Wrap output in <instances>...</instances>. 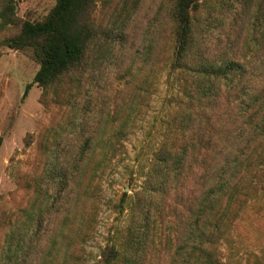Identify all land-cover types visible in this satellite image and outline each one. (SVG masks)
Wrapping results in <instances>:
<instances>
[{
	"label": "trees",
	"instance_id": "obj_1",
	"mask_svg": "<svg viewBox=\"0 0 264 264\" xmlns=\"http://www.w3.org/2000/svg\"><path fill=\"white\" fill-rule=\"evenodd\" d=\"M123 1L130 15L129 9L140 0ZM97 2L56 0L42 20L20 21L14 0H1L0 29L19 27L17 34L3 43L12 49L32 48L40 64L33 83L48 89L67 76L79 81L76 75L86 67H98L108 60L111 46L107 41L114 37V30H99L91 20ZM170 16L174 23L173 49L163 67L157 64V47L150 40V100L166 66L169 73L178 75L179 94L163 120L141 189L133 196L123 193L121 204L127 199L133 203L125 236H110L94 264H145L159 220L167 209L183 205L180 199H184L189 215L182 245L174 252L183 258L178 264L219 263V245L235 216L233 204L240 197L241 182L252 160L247 146L252 141H264V113L259 124L252 126L250 137L244 143L238 139L236 146L215 124L220 107L228 108L231 101L239 100L242 110L257 104V99L249 95L245 79H254L260 66L252 63L264 49V0H173ZM246 22L256 32L253 40L261 37L251 47V59L246 54L250 42L236 40L222 46L220 41L216 47L209 43L208 37L215 29L238 34ZM91 49H95L94 55H89ZM31 86H26L25 97ZM245 95L249 101L244 100ZM104 135L99 141L115 137ZM97 141L91 133L67 156L62 157L56 149L48 155L44 172L48 182L59 188L49 196L37 190L24 219L20 214L16 217L0 244V264H82L86 260L91 219L85 224L84 214L65 216L67 222L75 223L70 239L64 229L49 236V226L68 192H73L77 200L95 197L90 186L99 176L101 163L115 151L114 145L97 150ZM2 143L0 136V148ZM97 154L100 162L90 165Z\"/></svg>",
	"mask_w": 264,
	"mask_h": 264
},
{
	"label": "rangeland",
	"instance_id": "obj_2",
	"mask_svg": "<svg viewBox=\"0 0 264 264\" xmlns=\"http://www.w3.org/2000/svg\"><path fill=\"white\" fill-rule=\"evenodd\" d=\"M55 3L56 0H14L20 21L42 20ZM172 4L173 0H140L127 15L123 0H98L91 20L99 30H114V37L107 41L111 46L108 60L98 67H86L76 75L79 81L67 76L48 89L33 83L40 64L32 48L12 49L3 43L5 38L17 34L19 27L0 29V244L16 217L20 214L24 219L37 190L48 196L57 192L59 187L48 182L44 172L48 155L56 149L62 157L67 156L91 133L97 137V150L114 145L115 151L101 163L99 176L90 186L94 198L77 200L71 191L61 198L49 236L64 229L70 239L75 223L66 221L68 214H84L85 224L91 219V225L87 224L86 260L82 264H94L113 234L125 236L133 203L127 199L121 204L123 193L133 196L141 189L163 120L179 94L178 75L170 74L166 66L150 100V40L157 47V64L163 67L173 49ZM254 34L246 22L238 34L219 28L210 33L208 40L213 47L220 41L222 46L236 40L239 41L235 43L250 42L246 54L251 59V47L261 39L253 40ZM95 49L89 55H94ZM259 53L252 63L260 64L257 76L245 79L249 95L257 99V104L242 110L239 100L231 101L228 108L220 107L215 120L216 127L234 146L238 139L244 143L250 137L252 126L259 124L264 113V49ZM244 100L249 101V96L245 95ZM104 134L115 137L99 141ZM252 142L247 146L252 160L241 182L240 197L233 204L235 216L219 245L217 264H264V141ZM100 158L97 154L90 165L100 162ZM180 200L183 205H177L176 210L167 209L159 220L145 264L183 262V258L174 255L182 245L189 215L184 199Z\"/></svg>",
	"mask_w": 264,
	"mask_h": 264
}]
</instances>
